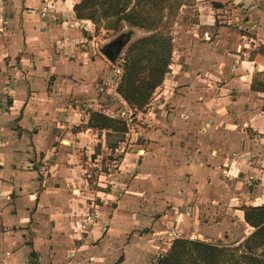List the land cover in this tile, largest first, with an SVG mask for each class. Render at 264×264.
<instances>
[{
	"label": "crops",
	"instance_id": "obj_1",
	"mask_svg": "<svg viewBox=\"0 0 264 264\" xmlns=\"http://www.w3.org/2000/svg\"><path fill=\"white\" fill-rule=\"evenodd\" d=\"M80 1L0 0V261L156 264L164 244L153 237L172 227L206 242H243L255 230L244 206H264V0H247L236 29L211 12L193 24L172 124L145 135L162 141L151 143L158 153L146 156L150 145L138 144L146 169L165 167L155 179H164L161 193L147 200L146 190V206L139 198L130 213L122 202L100 207L82 197L86 165L75 153L91 142L89 102L111 71L85 51ZM143 171L140 180L155 182ZM142 211L148 225L137 220Z\"/></svg>",
	"mask_w": 264,
	"mask_h": 264
},
{
	"label": "rangeland",
	"instance_id": "obj_2",
	"mask_svg": "<svg viewBox=\"0 0 264 264\" xmlns=\"http://www.w3.org/2000/svg\"><path fill=\"white\" fill-rule=\"evenodd\" d=\"M179 1L167 2L163 8V14H156L158 20L152 28L136 27L125 22L117 30H108L106 29V20L101 23L86 20L81 24V28L88 30L87 40L84 42L85 51L90 48L91 52H93L92 56H99L105 60L110 65L109 71H111L100 80V86L104 87V90H98L97 96L91 99L89 103L92 104V107L88 109L87 115L90 118L92 112H103L107 116L115 117L120 121L123 120L127 125L125 132L94 129L86 135L88 138L90 137L91 142L87 143V146L83 149H80L79 153H75L78 156L79 165H86V178L82 197L95 200L100 207L105 204L115 206L122 202V209H126L127 213H130L131 209L134 208V203L139 198L141 199L136 203L137 206L139 205L141 208L146 206L147 201L143 202L144 197H142L143 192L146 190L148 192L147 200L160 195L161 192H158V190L164 179L158 182L155 179H157L158 175L161 176L165 172V167L164 169L162 167L161 170L151 166L146 169L142 165V159H140L143 157L138 154V144L150 145L146 147V151L149 152L146 156H150L155 151L158 153L159 148L154 149L153 145L156 141L160 144L162 141L155 138L147 139L145 135H148L147 132L150 129H158L161 126L172 124L173 109L176 106L173 102L176 99V70L180 61L184 60V55L182 56L181 51H185L187 46L190 45L191 37H188V34L192 32L193 24L199 21L200 15L204 16L211 12V14L216 16L219 13L227 17L224 19L227 21L224 23L226 26L236 29L237 25L242 24V22L239 23L235 19L237 14H248L249 11L248 7H243L248 4L249 1L247 0ZM215 3L220 4L222 7L217 8L219 5H215ZM235 5H241L242 8L238 9ZM152 34L171 38L173 45L172 58L169 71L166 73L163 83L154 90L148 104L138 108L125 100L118 91V87L124 77L129 48L139 39ZM232 39H235V37ZM121 40L122 43L119 45L117 53H114L116 58L111 61L104 54L103 49L109 43L117 44ZM123 42L125 44L122 47ZM83 110H85V107H83ZM75 121L77 119L73 118L71 122L75 124ZM166 136H168V144L171 145L172 134L168 132ZM99 137H101V142ZM152 142L154 143L151 145ZM161 147L163 150L169 149L166 143H163ZM141 171L144 174H149L154 178L155 182L151 178L147 180V177L144 179L146 181L140 180L142 178L139 175ZM98 191L110 193L111 195L107 196V194L100 193L99 196L97 195ZM127 205L128 208L125 207ZM95 209L96 207L94 209L92 207L89 210ZM143 212H141V216L137 220L142 225H148L151 215ZM210 243L218 244L219 242L210 241ZM223 245L229 248L238 246L235 242Z\"/></svg>",
	"mask_w": 264,
	"mask_h": 264
},
{
	"label": "trees",
	"instance_id": "obj_3",
	"mask_svg": "<svg viewBox=\"0 0 264 264\" xmlns=\"http://www.w3.org/2000/svg\"><path fill=\"white\" fill-rule=\"evenodd\" d=\"M167 2L176 0H81L74 5V11L79 20L94 23L106 20L108 30H117L125 22L136 27L152 28L158 20L156 14H163ZM121 43L122 40L118 47ZM172 50L171 38L157 34L132 44L124 77L118 87L129 104L138 108L148 104L152 93L163 83L169 71ZM88 127L115 132L127 130L126 122L103 112H92ZM243 209L246 221L255 230L235 248L178 239L156 264H264V206H244Z\"/></svg>",
	"mask_w": 264,
	"mask_h": 264
},
{
	"label": "built area",
	"instance_id": "obj_4",
	"mask_svg": "<svg viewBox=\"0 0 264 264\" xmlns=\"http://www.w3.org/2000/svg\"><path fill=\"white\" fill-rule=\"evenodd\" d=\"M225 175L228 177L230 176L228 171L225 173ZM189 214H190L189 210L187 211L184 209L183 211H181L178 215V223L181 221L182 215H189ZM96 216H97L96 210H89V214L87 217L89 220L93 221L94 218H96ZM84 227H86V225H84ZM153 235L154 233L152 234V236ZM178 239H185L189 241H197V240L205 241L203 235H201L200 233L195 231L186 232L180 227H176V228L172 227L167 230L156 232L155 236L153 237V240L155 242L164 244V248L162 249V253L160 257L167 255L168 251L173 245V242ZM90 260L94 261L95 257H90ZM0 264H5V263L0 261Z\"/></svg>",
	"mask_w": 264,
	"mask_h": 264
},
{
	"label": "water",
	"instance_id": "obj_5",
	"mask_svg": "<svg viewBox=\"0 0 264 264\" xmlns=\"http://www.w3.org/2000/svg\"><path fill=\"white\" fill-rule=\"evenodd\" d=\"M113 43H109L107 47L103 49L104 54L111 60L114 61L116 58V55L111 51L110 46H112ZM125 43H123L122 47Z\"/></svg>",
	"mask_w": 264,
	"mask_h": 264
},
{
	"label": "flooded vegetation",
	"instance_id": "obj_6",
	"mask_svg": "<svg viewBox=\"0 0 264 264\" xmlns=\"http://www.w3.org/2000/svg\"><path fill=\"white\" fill-rule=\"evenodd\" d=\"M120 42H117V44L120 43ZM117 44H112V46H110V49H111V51L113 53H117V49H118V45Z\"/></svg>",
	"mask_w": 264,
	"mask_h": 264
}]
</instances>
